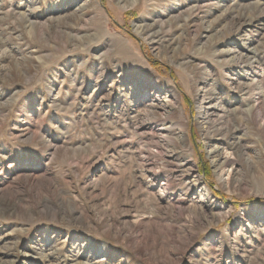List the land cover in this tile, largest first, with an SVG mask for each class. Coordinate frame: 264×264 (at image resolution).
Returning <instances> with one entry per match:
<instances>
[{
    "label": "rangeland",
    "instance_id": "1",
    "mask_svg": "<svg viewBox=\"0 0 264 264\" xmlns=\"http://www.w3.org/2000/svg\"><path fill=\"white\" fill-rule=\"evenodd\" d=\"M0 53V264H264V0H0Z\"/></svg>",
    "mask_w": 264,
    "mask_h": 264
},
{
    "label": "bare ground",
    "instance_id": "2",
    "mask_svg": "<svg viewBox=\"0 0 264 264\" xmlns=\"http://www.w3.org/2000/svg\"><path fill=\"white\" fill-rule=\"evenodd\" d=\"M136 2H138V0H132L133 4H135ZM243 13L244 12L241 11L239 15H243ZM215 26H216L215 23L209 22L206 26H204V28L212 30ZM149 27L146 28L143 25H139V26H137V29L140 30L141 33H144L145 30L147 31L148 29H150ZM160 31H161L160 29L156 30V31H151L149 34L158 35ZM168 45H166L162 51H161V49H159L157 51V54L159 56L162 55V56L166 57L167 54H168L167 50L169 49ZM179 47L180 46H174V48L171 47L170 48L171 55H173V56L176 55L177 54L176 52L178 51ZM151 51H152V49H151ZM0 55H2V54L0 53ZM243 56H244L243 54L240 55L241 58ZM252 56H254V55H252ZM247 57H249V55H247ZM254 60H256V59H254ZM156 82L153 83V84L157 85V87L159 88L160 84L156 83ZM204 88H205V86L199 87V89H203L204 90L203 93H198L197 92L198 98H199L198 99V102H199V105H198V107H199V109H198V113H199L198 122L200 123L202 128L203 127L206 128V129L213 128L214 131H217L218 133H220L222 135L226 134L225 136H227L230 133L234 134L235 130L231 131L230 129H226V127H224V126H223V128H222V126H220L224 121H229L227 119L229 113H231L228 110L229 108H227L225 105L222 104L223 101L219 100V99H221V97H218V98L214 97L213 94L210 91H208V89H204ZM219 103H221V104H219ZM163 109L166 112H170L169 107L164 106ZM161 117L162 118L160 119V123L158 125V131H159L160 136L168 138V136L170 134H172L176 129H179L180 123L179 122L170 121L168 118H166L165 115H163V113H162ZM226 123H228V122H226ZM214 126H215V129H214ZM174 133H176V132H174ZM245 135H247V134H245ZM236 139L237 140L231 142V147L234 148L236 151L240 150V149L242 150V147L245 146V143L242 141L241 137H239V136L236 137ZM221 147H222L221 143L217 142V143L211 145L210 149L208 150V154L213 157V163L215 165V170L217 172H219V171L222 172L225 169V167L228 166V162H227L228 160L222 159ZM239 156H241V155H239ZM24 257L28 258V259H33L32 256H30L29 254H26V253H24Z\"/></svg>",
    "mask_w": 264,
    "mask_h": 264
}]
</instances>
